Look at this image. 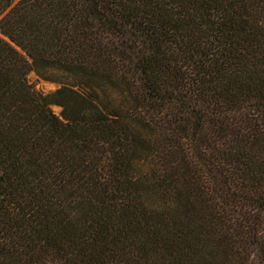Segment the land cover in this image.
I'll use <instances>...</instances> for the list:
<instances>
[{"label": "trees", "instance_id": "1", "mask_svg": "<svg viewBox=\"0 0 264 264\" xmlns=\"http://www.w3.org/2000/svg\"><path fill=\"white\" fill-rule=\"evenodd\" d=\"M0 264H264V0H0Z\"/></svg>", "mask_w": 264, "mask_h": 264}, {"label": "rangeland", "instance_id": "2", "mask_svg": "<svg viewBox=\"0 0 264 264\" xmlns=\"http://www.w3.org/2000/svg\"><path fill=\"white\" fill-rule=\"evenodd\" d=\"M27 79L30 84H32L38 91L42 92L43 94L53 93L59 88V85L41 79L36 75L35 72L29 73ZM53 110L57 114L61 113V108L59 107H53Z\"/></svg>", "mask_w": 264, "mask_h": 264}]
</instances>
